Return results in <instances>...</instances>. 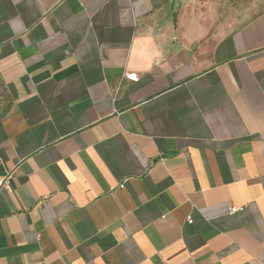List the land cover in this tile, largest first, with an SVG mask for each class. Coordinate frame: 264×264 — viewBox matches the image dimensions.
<instances>
[{
  "label": "crops",
  "instance_id": "crops-1",
  "mask_svg": "<svg viewBox=\"0 0 264 264\" xmlns=\"http://www.w3.org/2000/svg\"><path fill=\"white\" fill-rule=\"evenodd\" d=\"M0 264H264V0H0Z\"/></svg>",
  "mask_w": 264,
  "mask_h": 264
},
{
  "label": "built area",
  "instance_id": "built-area-1",
  "mask_svg": "<svg viewBox=\"0 0 264 264\" xmlns=\"http://www.w3.org/2000/svg\"><path fill=\"white\" fill-rule=\"evenodd\" d=\"M1 187L2 188H6L8 190H11V186H10V181H9V178H7L2 184H1ZM244 209L243 208H232L231 209V214H236L238 212H241L243 211ZM193 221L190 219L189 220V223H192Z\"/></svg>",
  "mask_w": 264,
  "mask_h": 264
}]
</instances>
